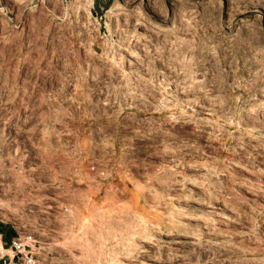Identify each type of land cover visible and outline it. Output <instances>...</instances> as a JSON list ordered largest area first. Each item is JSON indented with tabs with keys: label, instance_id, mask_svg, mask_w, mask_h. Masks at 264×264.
Segmentation results:
<instances>
[{
	"label": "rangeland",
	"instance_id": "1",
	"mask_svg": "<svg viewBox=\"0 0 264 264\" xmlns=\"http://www.w3.org/2000/svg\"><path fill=\"white\" fill-rule=\"evenodd\" d=\"M0 224L40 264H264V0H0Z\"/></svg>",
	"mask_w": 264,
	"mask_h": 264
},
{
	"label": "built area",
	"instance_id": "2",
	"mask_svg": "<svg viewBox=\"0 0 264 264\" xmlns=\"http://www.w3.org/2000/svg\"><path fill=\"white\" fill-rule=\"evenodd\" d=\"M36 254L31 235L13 232L7 236L6 230H0V264H40Z\"/></svg>",
	"mask_w": 264,
	"mask_h": 264
},
{
	"label": "trees",
	"instance_id": "3",
	"mask_svg": "<svg viewBox=\"0 0 264 264\" xmlns=\"http://www.w3.org/2000/svg\"><path fill=\"white\" fill-rule=\"evenodd\" d=\"M2 229L6 230L7 236H9L13 233V230L11 228H6L5 226L0 224V230H2Z\"/></svg>",
	"mask_w": 264,
	"mask_h": 264
},
{
	"label": "bare ground",
	"instance_id": "4",
	"mask_svg": "<svg viewBox=\"0 0 264 264\" xmlns=\"http://www.w3.org/2000/svg\"><path fill=\"white\" fill-rule=\"evenodd\" d=\"M116 9H114L113 11H112V13H117L118 11H115ZM109 12V11H108ZM175 15V14H174ZM173 20H174V18H173ZM176 22V21H175ZM153 24V23H152ZM159 25L158 24H155V27H158Z\"/></svg>",
	"mask_w": 264,
	"mask_h": 264
}]
</instances>
